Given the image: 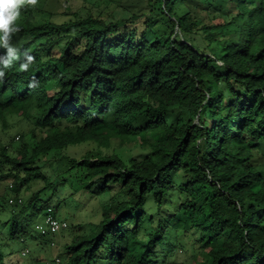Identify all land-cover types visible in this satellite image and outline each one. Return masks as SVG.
Here are the masks:
<instances>
[{
	"label": "trees",
	"instance_id": "obj_1",
	"mask_svg": "<svg viewBox=\"0 0 264 264\" xmlns=\"http://www.w3.org/2000/svg\"><path fill=\"white\" fill-rule=\"evenodd\" d=\"M146 3L128 19L89 12L61 23L37 22L23 4L10 39L23 33L30 41L0 79V119L19 114L34 127L13 151L0 142V180L12 176L19 197L45 179L38 162L48 153L143 133L141 157L98 148L68 159L84 192L119 190L92 229L63 246L59 264H159L180 234L194 238L199 264H264V0H154L156 10ZM159 16L166 35L155 30ZM45 188L13 214L12 238L25 240L23 218L37 215Z\"/></svg>",
	"mask_w": 264,
	"mask_h": 264
},
{
	"label": "rangeland",
	"instance_id": "obj_2",
	"mask_svg": "<svg viewBox=\"0 0 264 264\" xmlns=\"http://www.w3.org/2000/svg\"><path fill=\"white\" fill-rule=\"evenodd\" d=\"M35 0V3H29L30 10L33 12L36 21L51 20L57 23L65 22L76 17H85L89 12L106 21H119L121 19L131 18L132 13L145 11L147 9L146 0ZM138 2V3H136ZM127 3V4H126ZM140 3V4H139ZM153 8L156 10V4L152 0ZM127 5V6H125ZM142 7V8H141ZM147 11V10H146ZM159 16L155 20V30L162 35L169 33ZM60 35L53 34V39L59 38ZM30 41V36L19 33L9 40L11 46L19 50L25 43ZM48 40L40 39L36 44H44ZM60 44H51L48 51L43 54L47 58L48 54L55 55L60 51ZM198 43L201 41L198 38ZM35 44H31L28 51H32ZM38 46V45H36ZM53 88L51 89V91ZM33 122L24 118L19 114L6 113L0 119V142L11 145V151L18 146L22 140L29 138L32 130ZM37 138L40 137L38 130H35ZM20 136L19 139L16 136ZM146 135L143 133H132L128 138L120 143L119 140L112 139L109 146L98 145L95 142H81L79 144L68 146L65 149L52 151L38 162L40 172L45 179L32 180L29 186H24L18 192V196L22 199L21 205L9 204V199L13 198L14 191L11 190L10 184L13 183L12 176H8L0 180V250L5 255L6 264H46L54 255H59L63 246L69 243L78 233L88 232L92 229L94 223L101 218V213L106 202L112 196L115 197L119 187L111 185L110 192L95 193L93 190H84L70 173L67 172L68 159H80L88 150L101 149L103 153H116L123 159L131 157H141L143 151L140 144ZM3 171L8 168L1 167ZM73 172V170L71 171ZM43 190L32 211L38 213L34 218L24 217L23 221L27 224L23 226L22 234L24 241L19 238H12L10 235V219L13 214H18L23 207H27L32 195L41 187ZM2 196L7 197V202ZM56 206L57 215L60 219H64L69 226L76 224L82 225L75 231L69 228L54 236H41L35 229L34 223L42 219L43 208L46 205ZM171 210L173 204H165ZM162 210V209H161ZM151 214L154 216L155 213ZM25 216L24 214L21 215ZM147 224V223H145ZM147 232L153 231V228L147 224L144 226ZM94 229V228H93ZM177 242L166 254L161 252L159 247L156 251H160L158 256L159 264H199L202 259L201 250L198 248L194 238L189 234H180L177 236ZM24 248L28 249L25 255L21 252ZM106 264V263H100Z\"/></svg>",
	"mask_w": 264,
	"mask_h": 264
},
{
	"label": "clouds",
	"instance_id": "obj_3",
	"mask_svg": "<svg viewBox=\"0 0 264 264\" xmlns=\"http://www.w3.org/2000/svg\"><path fill=\"white\" fill-rule=\"evenodd\" d=\"M29 2L34 4L35 0H29ZM24 3L25 0H0V47L6 49V54L0 57V79L5 77L6 69L20 59L18 50L10 45L9 40L11 34L18 31L15 21L20 16V8ZM31 60L32 57L28 56L27 62L20 64V69L28 70Z\"/></svg>",
	"mask_w": 264,
	"mask_h": 264
},
{
	"label": "built area",
	"instance_id": "obj_4",
	"mask_svg": "<svg viewBox=\"0 0 264 264\" xmlns=\"http://www.w3.org/2000/svg\"><path fill=\"white\" fill-rule=\"evenodd\" d=\"M18 139V136H16ZM11 186V184H10ZM20 197H13L9 199V203H20ZM68 227V223L64 219H60L57 215V212L53 205L48 204L42 214V219L37 220L34 223V229L42 236H54L59 234L60 232L66 230ZM22 240V239H21ZM28 252L27 248H24L21 252L22 255H25ZM60 257L58 255H54L51 260H49L46 264H59Z\"/></svg>",
	"mask_w": 264,
	"mask_h": 264
}]
</instances>
